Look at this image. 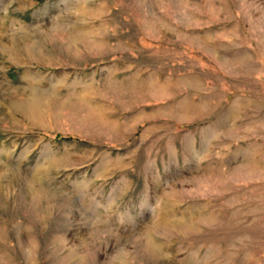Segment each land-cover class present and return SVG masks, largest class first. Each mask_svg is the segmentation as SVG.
I'll return each instance as SVG.
<instances>
[{
  "label": "rangeland",
  "instance_id": "obj_1",
  "mask_svg": "<svg viewBox=\"0 0 264 264\" xmlns=\"http://www.w3.org/2000/svg\"><path fill=\"white\" fill-rule=\"evenodd\" d=\"M0 264H264V0H0Z\"/></svg>",
  "mask_w": 264,
  "mask_h": 264
}]
</instances>
